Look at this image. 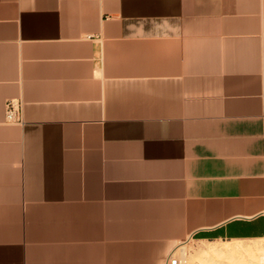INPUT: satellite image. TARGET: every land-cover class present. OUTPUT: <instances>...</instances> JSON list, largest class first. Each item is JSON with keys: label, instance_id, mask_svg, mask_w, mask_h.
<instances>
[{"label": "crops", "instance_id": "crops-1", "mask_svg": "<svg viewBox=\"0 0 264 264\" xmlns=\"http://www.w3.org/2000/svg\"><path fill=\"white\" fill-rule=\"evenodd\" d=\"M259 238L264 0H0V264Z\"/></svg>", "mask_w": 264, "mask_h": 264}, {"label": "bare ground", "instance_id": "bare-ground-1", "mask_svg": "<svg viewBox=\"0 0 264 264\" xmlns=\"http://www.w3.org/2000/svg\"><path fill=\"white\" fill-rule=\"evenodd\" d=\"M252 240L262 241L264 238ZM230 241H234L235 243H230ZM230 241H225L222 244L206 243L207 245H203V248L199 251L202 255H200L201 253H197V256H201L200 258L203 259V262H206L205 264H264V241L260 243L253 242L254 244H240L243 240ZM180 248L184 249L185 243L179 245L176 249ZM245 255L247 257H245ZM180 261L183 260L180 259Z\"/></svg>", "mask_w": 264, "mask_h": 264}, {"label": "rangeland", "instance_id": "rangeland-1", "mask_svg": "<svg viewBox=\"0 0 264 264\" xmlns=\"http://www.w3.org/2000/svg\"><path fill=\"white\" fill-rule=\"evenodd\" d=\"M213 241H205L204 242V241H199V240H196V239H189V240H186L184 242L179 243L174 248L175 251H176L177 256L179 257V260L180 259L183 260V261H180L179 264H205L206 262L202 261L203 259L200 258L201 256L200 257L197 256L199 253H201L199 251L201 250V248H203V245H207L208 243L222 244V243L225 242V240L224 241L213 240ZM262 241H264V240H262ZM262 241L261 240H257V241L256 240H243L241 243L240 242H237V243H240V244H242V243L243 244H254V243H258V242L260 243ZM201 242H202V244H201ZM219 242H221V243H219ZM231 242L235 243L234 241H230V243ZM183 243H185V248L184 249H181V248H180L181 250L180 249H176L179 245H181ZM199 244H201L202 247ZM197 249H198V251H197ZM200 255H202V253ZM245 257H247V256L245 255Z\"/></svg>", "mask_w": 264, "mask_h": 264}, {"label": "built area", "instance_id": "built-area-1", "mask_svg": "<svg viewBox=\"0 0 264 264\" xmlns=\"http://www.w3.org/2000/svg\"><path fill=\"white\" fill-rule=\"evenodd\" d=\"M5 117L9 122L21 121V104L18 101L8 100L5 106ZM180 260L175 250H172L165 264H179Z\"/></svg>", "mask_w": 264, "mask_h": 264}]
</instances>
